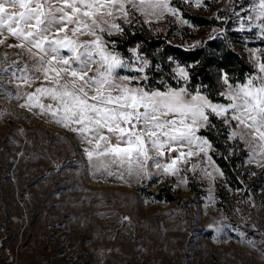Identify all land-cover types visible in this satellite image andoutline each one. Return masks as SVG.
Segmentation results:
<instances>
[{"label": "rangeland", "instance_id": "374dc122", "mask_svg": "<svg viewBox=\"0 0 264 264\" xmlns=\"http://www.w3.org/2000/svg\"><path fill=\"white\" fill-rule=\"evenodd\" d=\"M170 2L186 19L185 11L215 23L192 22L193 28L168 13L149 25L137 11L129 17L131 24L183 46L206 42L210 34L219 38L213 29H225L223 35L256 71L250 50L264 56V38L258 29L241 31L233 14L235 8L237 15L246 16L239 6L254 0H203L206 7L194 0ZM7 45L0 44V264H264V162L249 159L253 152L245 140L229 138V125L231 150L243 143L248 152L240 168L245 188L226 183L213 147L210 160L197 154L180 164L176 174L162 178L151 165L153 174L144 179L115 163L108 170H94L74 130L16 98L17 85L8 69L31 63L32 57L12 37ZM120 71L138 75L127 68ZM217 80L223 91L218 73ZM231 128L242 130L236 123ZM203 129L198 135L205 136ZM198 165L210 172L218 168L223 175L213 172L210 178L201 167L193 170ZM210 223L225 228L216 233L206 227Z\"/></svg>", "mask_w": 264, "mask_h": 264}, {"label": "snow or ice", "instance_id": "6c2138e0", "mask_svg": "<svg viewBox=\"0 0 264 264\" xmlns=\"http://www.w3.org/2000/svg\"><path fill=\"white\" fill-rule=\"evenodd\" d=\"M194 2L198 7L207 6L203 0ZM239 7L248 14L237 15L233 9L237 27L241 31L258 29L257 34L264 38V0ZM137 11L149 25L170 13L180 23L197 27L170 0H0V44L7 45L12 37L32 57L31 63L8 69L22 106L38 108L40 114L74 130L84 141L94 170H108L115 163L129 175L144 179L152 176L151 165L162 178L176 174L180 164L197 154L210 160L212 141L198 135L211 125L210 116L229 125L230 139L245 140L253 152L250 160L264 162V56L250 50L256 71L243 82L219 69L223 91L213 99L206 85L190 84L189 69L197 61L181 62L169 55L166 60L173 67L165 72L161 63L142 51L140 42L129 49L130 56H124L115 40L105 38L124 33L131 24L129 17ZM224 31L213 29L219 35ZM213 38L211 34L207 37ZM202 43L205 41L193 40L184 47ZM121 68L138 75L122 73ZM154 70L163 73L161 87L149 83L155 78ZM169 75L175 86L165 79ZM232 123L242 130L231 128ZM197 167L210 178L213 172L223 175L218 168L210 172L198 165L193 170ZM206 227L221 233L225 225L210 223Z\"/></svg>", "mask_w": 264, "mask_h": 264}, {"label": "trees", "instance_id": "16d2710c", "mask_svg": "<svg viewBox=\"0 0 264 264\" xmlns=\"http://www.w3.org/2000/svg\"><path fill=\"white\" fill-rule=\"evenodd\" d=\"M184 15L198 26H206L215 23L214 20L205 16L191 14L185 11ZM235 34L229 30V34ZM228 34V35H229ZM116 47L125 56H129V49L137 42L142 45V51L148 55L149 59L161 63L165 72H169L173 65H170L166 57L171 55L181 62L197 61L190 69L192 86L206 85L207 91L213 99L217 98L220 86L217 80L219 69L229 72L230 77L244 81L246 76L254 72L253 66L248 63L245 57L240 54L232 45L227 35H221L219 38H213L206 41L201 46L195 48L184 47L183 45L173 43L169 37L163 35H148L145 31L140 30L135 25L125 28L124 33L115 36ZM161 73L154 70V79L149 83L155 87H161L159 83ZM165 79L175 86V81L171 76H165ZM211 125L201 130V133L212 141L214 150L212 156L216 163L222 168L226 183L232 188H245V176L241 173V166L245 163L248 155L243 143H237L236 147L231 150V144L227 142L228 127L220 122L219 118L210 117ZM261 181V174L260 179ZM257 184V183H256ZM220 185V184H219ZM259 185V184H258Z\"/></svg>", "mask_w": 264, "mask_h": 264}]
</instances>
